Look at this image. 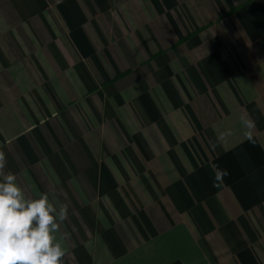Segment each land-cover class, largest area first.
Listing matches in <instances>:
<instances>
[{"label": "crops", "instance_id": "crops-1", "mask_svg": "<svg viewBox=\"0 0 264 264\" xmlns=\"http://www.w3.org/2000/svg\"><path fill=\"white\" fill-rule=\"evenodd\" d=\"M0 150L64 264H264V0H0Z\"/></svg>", "mask_w": 264, "mask_h": 264}, {"label": "clouds", "instance_id": "clouds-1", "mask_svg": "<svg viewBox=\"0 0 264 264\" xmlns=\"http://www.w3.org/2000/svg\"><path fill=\"white\" fill-rule=\"evenodd\" d=\"M240 123L246 129L245 137L251 140L255 121L242 114ZM230 135L231 130L220 133L212 142L213 148ZM7 163L5 152L0 150V264H64L66 251L55 234L68 217L67 206L57 209L45 193L28 199L15 174L4 172ZM213 168L216 181L222 183L227 170L217 165Z\"/></svg>", "mask_w": 264, "mask_h": 264}]
</instances>
